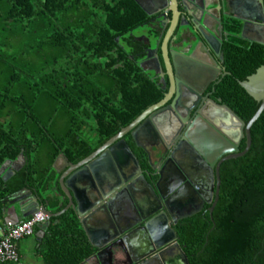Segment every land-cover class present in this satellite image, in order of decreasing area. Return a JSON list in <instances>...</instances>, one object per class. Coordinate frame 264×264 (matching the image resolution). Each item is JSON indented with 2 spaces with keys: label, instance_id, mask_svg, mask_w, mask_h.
Listing matches in <instances>:
<instances>
[{
  "label": "trees",
  "instance_id": "trees-1",
  "mask_svg": "<svg viewBox=\"0 0 264 264\" xmlns=\"http://www.w3.org/2000/svg\"><path fill=\"white\" fill-rule=\"evenodd\" d=\"M146 20L134 0H0V168L24 158L9 180L0 175V213L24 188L53 185L59 154L77 163L161 97L127 50ZM229 45L233 75L218 93L247 123L259 103L237 81L264 64V46L236 61ZM250 134L249 151L221 166L212 213L182 224L190 264H264V110ZM65 205L53 197L49 206L57 213ZM51 222L38 249L45 264H82L94 253L72 210Z\"/></svg>",
  "mask_w": 264,
  "mask_h": 264
},
{
  "label": "flooded vegetation",
  "instance_id": "flooded-vegetation-1",
  "mask_svg": "<svg viewBox=\"0 0 264 264\" xmlns=\"http://www.w3.org/2000/svg\"><path fill=\"white\" fill-rule=\"evenodd\" d=\"M227 1L231 6L223 8L221 4L216 6L217 0H177L176 18L170 3L168 9L154 16L148 17L144 13L147 20L130 33L133 43L127 48L133 51L130 58L139 65L142 64V69L161 93V97L151 106L161 102L163 104L138 123L134 129L135 136L131 131L101 151L110 152L111 147L123 141L132 154H127L126 160L121 163L113 160L114 169H117L122 182L126 181L123 190L118 192L120 194L113 195L104 208L91 209L88 214L89 220L106 226L110 240L109 257L114 264H131L133 261L136 264H184L183 255L190 264L186 252L188 249L179 237L182 224L189 218L212 213L209 209L215 201L218 180L220 189V169L228 160L222 161L226 155L220 157L214 153L208 158L209 162L197 151L189 137L192 138L191 133L196 124L204 123L215 129L214 123L222 117L218 106L225 105L231 109L218 93L222 81L233 75L227 55L228 43L234 45L232 50L238 61L251 53L255 45L263 46L255 41L264 42V3L263 13L256 6L250 17V13L247 15L240 3H235L236 0ZM206 8L212 16L205 17L206 26L216 37L199 29L206 37L204 40L198 32L191 33L192 25L187 13L195 15L197 19ZM219 17L222 28L221 39L218 40ZM233 17H248L244 38L241 37L244 23ZM259 18L261 21L258 22ZM167 21L173 22L166 39L169 66L166 65L163 52L170 25H166ZM182 24L190 26L181 27ZM229 25L234 26L238 32H229ZM226 32L231 35L225 37ZM175 100L177 110L172 107ZM165 108H170L171 114L166 112L150 119L155 112ZM166 124L172 125L173 130L161 132L160 130H165L162 126ZM233 139L236 140V136ZM243 141L245 142V138L239 142V151ZM123 148L120 146V149ZM4 167L9 168L10 165ZM57 167L67 169L63 168L61 162ZM137 169L141 173H136ZM22 193L23 190L11 196L5 205L17 200ZM165 224L174 231L175 239L160 247L173 237ZM176 243L181 251L175 247Z\"/></svg>",
  "mask_w": 264,
  "mask_h": 264
},
{
  "label": "water",
  "instance_id": "water-1",
  "mask_svg": "<svg viewBox=\"0 0 264 264\" xmlns=\"http://www.w3.org/2000/svg\"><path fill=\"white\" fill-rule=\"evenodd\" d=\"M134 2L148 17L154 16L159 12L168 9L170 3L175 18L177 16L176 14L178 13L177 0H134ZM235 3H240L244 9V12L247 15L249 13L250 15L254 14V9L256 6L259 8L260 12L263 13V0H236ZM215 4L217 7L221 4L223 8L231 6V3H229V1L227 0H217ZM209 11L210 10H208L207 8L204 9L197 19H195V15L187 13L190 19V23L192 25L191 33L196 34L198 32L200 37H202L204 40H206V37L200 32L199 29H204V31H206V33H208L210 36L214 38L216 37L214 36L213 31L210 30L205 23L206 16L212 17ZM250 17H252V15ZM233 18L244 23L241 33V37L244 38V31L248 24V17ZM220 19L221 18L219 17V20L217 21V32L220 33L219 38H217L218 40L221 39L222 25ZM257 21L259 22L261 21V19L259 18L257 19ZM168 23L170 25L167 30V34L163 44V52L165 54V61L167 66L169 65L167 61L168 58L166 57V39L172 30L173 22L167 21L166 25ZM184 26L190 25H181V27ZM230 35L231 34L228 32L224 34L225 37ZM117 41L118 39H116V42ZM255 42L264 46V42ZM237 83L246 92L248 96H250L254 101L259 103V107L247 123L243 122L231 109L224 105L217 107L220 113L222 114V117L219 119V121H217V123H214L215 129L204 123L203 125L196 124L192 133L190 132L192 138L189 137V139L191 143L195 146L197 151L207 160L208 158L213 156L214 153H217V155L220 157L222 155H226L222 161L236 159L244 156L250 149V130L264 110V64L258 67L253 74L247 76L244 81H237ZM162 104L163 102L149 107L128 126L122 128L102 147H100L98 150H96L88 157L76 164L68 162L67 158L63 154H59L53 163V170L56 173L61 172L60 177L58 179L59 189L57 187H54L52 189L46 187V189L44 190H39L36 188H25L23 189V192L27 193L28 195L22 198L23 201L13 200L8 202V208L3 209L4 213L8 215L12 214V216H14L17 220L20 217H31L37 212H42L43 214H45L48 217V220L42 224L37 225L39 231L36 233V237H39L41 239L44 237L48 227L51 225V219L59 217L68 209H71L75 213L81 227L85 231L89 243L92 245L93 248H95L94 253L89 258H87L82 264H91V262H93V264H114L113 260L109 257V233L107 232V230H105L97 234L95 230L92 231L91 228L86 225V220L91 209H96L98 207L104 208L107 203L111 200V197L113 195H118L120 194L118 192H121L123 190V185L126 183V181L122 182L117 169H114V161H116L117 163H121V161L126 160L127 154H132L123 141H120L119 143L111 147L110 152L101 153V151L116 140H120L124 135L131 131L132 134L135 136L134 129L138 125V123H140L148 114H150ZM176 104L177 103L175 100L172 104V107L174 109H176L177 107ZM166 112L171 114L172 110L170 108H165L163 110L155 112L153 115H151L150 119L155 118V116L158 117L160 115H163ZM146 121L149 122L148 120ZM154 124L157 128H159V125L157 123L154 122ZM171 127L173 126L166 124L165 126H162V129L164 128L165 130L160 131L167 132L169 130H173V128L171 129ZM191 127H193V125ZM235 136L236 140L233 139V137ZM243 138H245V148L243 151H239L238 145L240 140ZM120 146H123L124 148L120 149ZM59 162L63 163V168L67 169L58 168L57 165ZM210 164H213V162H211ZM5 165H10V167H4ZM23 165L24 158L22 155L15 162L5 163L0 169L2 181L6 182L7 180H9L17 171H19L23 167ZM136 173H141V170L137 169ZM140 178H143V176L140 175ZM219 183L220 181L218 180L215 192V201L212 207L209 209V212H212L218 200ZM53 197H58L61 201L67 200L66 207L60 212L51 213V211L49 210L50 200ZM15 205H17L18 207V211L16 210ZM163 214L164 217H166L165 213ZM57 223L58 221L54 222V224ZM165 225L169 228V232L173 235V237L170 240L164 242L160 247L164 246L166 243L173 242L175 239L174 231L167 224ZM165 232L166 231H164V233ZM175 247L179 251H181L177 243L175 244ZM183 258L184 264H188L187 259L184 255ZM131 264H136V262L133 261L131 262Z\"/></svg>",
  "mask_w": 264,
  "mask_h": 264
},
{
  "label": "built area",
  "instance_id": "built-area-1",
  "mask_svg": "<svg viewBox=\"0 0 264 264\" xmlns=\"http://www.w3.org/2000/svg\"><path fill=\"white\" fill-rule=\"evenodd\" d=\"M47 220L45 214L37 212L28 219L16 223L9 221L0 223V263L19 264L18 242L33 235L37 225Z\"/></svg>",
  "mask_w": 264,
  "mask_h": 264
},
{
  "label": "crops",
  "instance_id": "crops-1",
  "mask_svg": "<svg viewBox=\"0 0 264 264\" xmlns=\"http://www.w3.org/2000/svg\"><path fill=\"white\" fill-rule=\"evenodd\" d=\"M54 171V170H53ZM55 172V171H54ZM56 173V172H55ZM57 174V181H58V179H59V177H60V174H61V172L60 173H56ZM58 184V182H54V184L53 185H48V187L51 189V188H54V187H57L58 189H59V185H57ZM50 192V191H49ZM48 192V193H49ZM28 194L27 193H25V192H23L22 194H19V197L17 198V200H21L22 198H24V197H26ZM5 208H8V203L5 205V207L3 208V209H5ZM15 208H16V210L18 211V207H17V205H15ZM3 209L1 210V213H0V223H4V222H7V221H9V222H13V223H16V222H19V221H22V220H25V218H19L18 220L14 217V216H12V214H6V213H4V211H3ZM49 210L51 211V208H50V206H49ZM52 213V212H51ZM86 225L89 227V228H91V230L92 231H96L97 232V234L99 233V232H103V231H105V230H107V228H106V226L105 225H103V224H101V223H99V222H97V221H95V220H89L88 219V216H87V220H86ZM83 229V228H82ZM36 230L37 231H35V233L33 234V235H31V236H29V237H32L33 238V240H34V245H33V252H34V255L36 256V257H39L40 258V260L39 261H37V262H35V263H30V264H45V261H44V259H43V257H42V255L41 254H39L38 253V249H39V247H40V245H41V243H42V240H43V238H39V237H36V233L39 231V229L36 227ZM84 231V230H83ZM107 232H108V230H107ZM84 233H85V231H84ZM45 236V235H44ZM85 236H86V234H85ZM26 238H28V237H25V238H23V239H26ZM86 238H87V236H86ZM22 239V240H23ZM22 240H20L19 242H18V244H17V249H18V252H19V255H20V262H19V264H22V259H23V256H22V249H21V241ZM88 240V239H87ZM89 242V241H88ZM90 264V263H89ZM91 264H93V262H91Z\"/></svg>",
  "mask_w": 264,
  "mask_h": 264
},
{
  "label": "rangeland",
  "instance_id": "rangeland-1",
  "mask_svg": "<svg viewBox=\"0 0 264 264\" xmlns=\"http://www.w3.org/2000/svg\"><path fill=\"white\" fill-rule=\"evenodd\" d=\"M46 106H42L40 109V114L39 117L41 120H46L48 117V112L45 109ZM38 108V107H37ZM62 128L59 126L55 128L54 132L56 134H60V130ZM33 245H34V240L32 237H28L26 239H23L21 241V249H22V264H30V263H35L40 260L39 257H36L33 252Z\"/></svg>",
  "mask_w": 264,
  "mask_h": 264
}]
</instances>
